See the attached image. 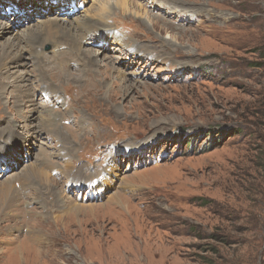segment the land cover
Instances as JSON below:
<instances>
[{
  "label": "rangeland",
  "instance_id": "rangeland-1",
  "mask_svg": "<svg viewBox=\"0 0 264 264\" xmlns=\"http://www.w3.org/2000/svg\"><path fill=\"white\" fill-rule=\"evenodd\" d=\"M68 1L0 0L8 25L0 23V49L17 45L24 65L9 73L24 77L32 94L18 110L8 93L0 96V128L14 138L28 133L12 162L8 136L1 141L0 188H13L14 200H0V264H264V0L74 1L71 20L110 27L143 53L110 36L87 40L83 56L110 93L79 98L48 78L56 100L37 88L45 76L21 40L45 16L64 15ZM48 4L50 14L40 9ZM41 52L56 57L46 45ZM77 68L59 79L78 81ZM43 107L57 135L43 130L57 127L50 112L41 116ZM37 145L50 155L48 184L22 178L36 171L25 167L39 164ZM115 154L110 189L97 188L94 201L87 189L72 193L75 182L98 183ZM116 194L122 205L108 202Z\"/></svg>",
  "mask_w": 264,
  "mask_h": 264
},
{
  "label": "bare ground",
  "instance_id": "bare-ground-1",
  "mask_svg": "<svg viewBox=\"0 0 264 264\" xmlns=\"http://www.w3.org/2000/svg\"><path fill=\"white\" fill-rule=\"evenodd\" d=\"M74 1H77V0H69L66 3L65 14L61 15V17L59 19L56 17L55 18L53 17L54 19H51L50 18L51 16H45L44 18H46V19L39 20V21H37V23L34 24V25L39 24V26H37L36 28L35 27L34 28H28L26 30L25 35L23 37V40H21L20 34L22 32V29H25V28L19 29V34L17 33V35H16L18 40L23 41V42H21L22 47L24 48V46H25L27 48V52L29 53L28 54V62L30 64H32L34 66V68L39 69V72H41L40 74L43 73L45 76V78H44L45 80L42 81V83H40L37 86V88L39 87V89H40V87H41L40 90H43L45 88L48 89L52 93V95L55 97L56 100H59V98H60V96L58 95L59 92L55 88V86L51 83L52 81L51 82L48 81V78H50L51 80H53L54 82H56L59 85H63V89L66 92H67L68 88H70V87L73 88L79 94V98L88 97V95H90L91 91H93V90L102 91L106 87V85H107L106 81L104 80L102 83H100L97 79V76L94 75L92 70L90 69L91 64H92V67H94L96 64L92 63L91 58H88L86 60L83 56L82 44L84 42H86L87 40H93L94 41V38H95V41L97 43H99L100 41L106 42V39H107L106 36H110L112 41L115 40L116 43L122 44V47H124V46L128 47L129 46L128 49L130 50L131 54L139 56V55H141V53H143L139 47H135L134 45H131L130 43L125 42L123 39L121 40L120 38H117L115 36V34L113 33V30L110 29V27H106V28L101 29V30H105V32H102L101 30H99V24L89 23L87 20L88 18H85V17H83L81 19L73 18L71 20L70 16H72V14H69L68 12L70 11L69 10L70 4L72 5V3ZM79 2H82V1L79 0ZM77 4L78 3H74V6H76ZM101 4H102V2L100 3V6H101ZM29 6H33V3L30 2ZM100 6H98L95 11H97L100 8ZM106 8L107 7L101 8V11L104 14L100 15V17L98 19L99 22H102V23L104 22L102 17H106V16H104ZM28 9L32 10V7L28 8ZM34 9H36V8H34ZM40 9L46 11L45 13H47V14H50V13H52V11L55 10V8L51 4H48L45 7L42 6V7H40ZM73 10H75V9H73ZM33 12L37 16L39 15V12H37V11H33ZM15 19H18V18H15ZM56 19H57L56 22L51 21V20H56ZM83 19H85V20H83ZM0 23L6 25L8 27V25L5 24L4 22L0 21ZM64 25H66L68 27H72L73 29L70 31V28H66ZM4 29H5V27L1 28V30H4ZM63 33H65V34H63ZM90 37H92V38L90 39ZM98 40H100V41H98ZM39 45H40V51H38ZM45 45L48 46V49L49 48L51 49V51L53 52V55L55 54L56 57L53 56L54 58L49 59L41 52L42 48ZM16 47H17V45L15 46V43L11 42V43L7 44L6 46H3L0 49V96L8 93L11 97V100L13 101L15 110H18V109H20L19 105L22 101H30L31 100L32 94L30 93L29 87L25 84V81H24L25 78L24 77L22 79H19L16 76L12 77L9 73V68L11 67V65H15L16 67L24 65V61H23L24 57L20 56V54H15ZM101 47L105 48L106 45H102ZM90 51L93 52V53L88 52L89 54H91L92 57L95 55V53H96V55L99 56L103 52V51H100V49H98L97 51H93V50H90ZM144 54H147V52H144ZM144 54H143V56H146ZM148 56L151 57L150 55H148ZM50 62L52 63L51 67L47 66V65H49ZM71 65H73V68L78 67L76 69V72L78 71V73H77L78 74V77H77L78 81H74L75 79H73V78H69L68 80L67 79L66 80L59 79V74H61V71L69 72V73H70V71H73V68H71ZM80 68H82V69H80ZM10 77H12V82L11 83L9 82L10 84L5 83L6 80ZM110 89L111 88L107 86L105 91H104V93L107 92V96H108V93H110ZM58 96H59V98H58ZM7 103H10V102L7 101ZM43 110H44V112L43 113L41 112V116L47 117L48 112H50L48 122L50 121L51 126H53V122L55 123V125H57L56 128H51V127L46 126L43 130L53 132L54 134L57 135L58 131L60 130V127L55 122V118L52 117V115H53L52 111H50L47 107H43ZM31 113H32V111H31ZM12 126H14V125H12ZM10 128H11V126H10ZM38 128H40V127H35L34 130L37 129V133H40ZM26 130L27 129H25V131ZM16 133H17V131H16ZM0 134H1L0 135V148L2 146L1 141L4 142L5 137L8 136L7 140L4 142L3 145L8 146V148H10L14 151L13 152L14 155L11 153L12 150H10L11 152L5 154V156L10 155L9 157H7L6 161L12 162L14 160L15 155H16L15 153H19V151L17 150L19 145L23 141L25 142L26 139L28 138V133L27 132H22L20 134L18 133L19 135H17V138H14V137L9 135V131L6 132L5 129L0 128ZM35 135L37 136L38 134H35ZM12 140H13V144H11ZM71 141H69V142H71ZM59 145H60V143H59ZM135 145L136 144L133 143L131 146H127L126 150L134 149L136 147ZM131 147H133V148H131ZM37 149L36 150L39 151V153H38L39 155L37 158L39 161V164H35V165L34 164H28L25 168H27L29 166H35L39 170L37 168H35L36 171L30 170V171L24 173L23 177H22V178H24L23 181L27 182V180H31L33 178H37V179L39 178V180L42 183H46V184L51 183L52 180H50V178L46 175L49 172L45 171V169H44V167L46 166L45 165L46 162L47 163L49 162V159H50L49 156L50 155L47 152H45V150H43L42 148H40V150H39L38 145H37ZM6 150H8V149H6ZM5 151H4V153H5ZM2 153H0V154H2ZM132 154L133 153H127V157H131L128 159V161H130V159H132V157L134 158V154L133 155ZM112 156H110V160L107 163L106 169L103 171L102 175L97 179V182L101 184L100 186H98L97 185L98 183H96V182H92V183L91 182H89V183L75 182L72 184V190H71L72 193H77L81 189H87V191H86V198L87 199L86 200L94 201V198H99L100 196H98V195L101 194V192L97 191V188L103 189V191H105V192L108 189H110L111 185H113V184L111 182L112 180L111 181H108V180H110V177L112 175L114 178L117 176V174H116L117 173V166H118L117 160L119 159L118 158L119 155L115 154L113 156V158H112ZM147 156H148V154H147ZM12 158H13V160L10 161L9 159H12ZM155 159L153 158V160H155ZM3 162H4V158H2L0 160V164ZM127 163L128 162H126V164ZM49 171H53V168L52 167L49 168ZM107 177H108V179H107ZM42 186L44 187V193L46 194L49 191V189L45 185H42ZM12 189L11 188L6 189L7 191L5 192L3 188H0V200H2V201L4 200V203H3L4 205L6 203V199H7L8 203H11L14 200V199H12V197L10 195V192H11L14 196ZM119 198H120L119 195H117V194L113 195L109 198L108 202L113 203V204L115 202L116 205H122L119 202ZM62 204H64V203H62ZM65 205H67V204H65ZM68 205H70V204H68ZM76 205L77 204H75V206H73V210L74 211L80 210L79 208H81V207H78Z\"/></svg>",
  "mask_w": 264,
  "mask_h": 264
}]
</instances>
